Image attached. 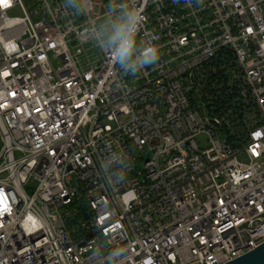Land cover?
<instances>
[{
  "label": "built area",
  "instance_id": "2783aa9c",
  "mask_svg": "<svg viewBox=\"0 0 264 264\" xmlns=\"http://www.w3.org/2000/svg\"><path fill=\"white\" fill-rule=\"evenodd\" d=\"M122 11L161 51L137 76L101 43ZM0 140V264H226L256 249L264 0L0 3Z\"/></svg>",
  "mask_w": 264,
  "mask_h": 264
},
{
  "label": "clouds",
  "instance_id": "9594fccd",
  "mask_svg": "<svg viewBox=\"0 0 264 264\" xmlns=\"http://www.w3.org/2000/svg\"><path fill=\"white\" fill-rule=\"evenodd\" d=\"M140 11H143V5ZM139 22L138 12L122 11L115 19H108L100 31L101 43L111 50V60L120 64L126 74L133 76L155 64L161 55L160 47L155 42L144 48L138 45Z\"/></svg>",
  "mask_w": 264,
  "mask_h": 264
},
{
  "label": "water",
  "instance_id": "95a60500",
  "mask_svg": "<svg viewBox=\"0 0 264 264\" xmlns=\"http://www.w3.org/2000/svg\"><path fill=\"white\" fill-rule=\"evenodd\" d=\"M226 264H264V243Z\"/></svg>",
  "mask_w": 264,
  "mask_h": 264
},
{
  "label": "rangeland",
  "instance_id": "374dc122",
  "mask_svg": "<svg viewBox=\"0 0 264 264\" xmlns=\"http://www.w3.org/2000/svg\"><path fill=\"white\" fill-rule=\"evenodd\" d=\"M14 13L15 14H17V15H20V12H18V10H16V11H14ZM128 118H125V120H127ZM1 147H2V142H1V140H0V150H1ZM143 154V156L145 155L144 153H142ZM134 155L135 156H141V153L140 152H138V151H134ZM145 158V157H144ZM139 165L140 166H142L143 165V160H140L139 161Z\"/></svg>",
  "mask_w": 264,
  "mask_h": 264
},
{
  "label": "trees",
  "instance_id": "16d2710c",
  "mask_svg": "<svg viewBox=\"0 0 264 264\" xmlns=\"http://www.w3.org/2000/svg\"><path fill=\"white\" fill-rule=\"evenodd\" d=\"M231 63H232V65H230V66H233V65H235V61L233 62V58H232V61H230ZM217 64H216V66H217V68H221L222 67V64H223V61H221V60H219L218 62H216ZM229 64V63H228ZM223 70H226V67L223 69ZM223 70H220L219 72H220V74L222 75V73H223ZM224 76V75H223ZM212 92V91H211ZM216 94L214 93L213 94V96H215Z\"/></svg>",
  "mask_w": 264,
  "mask_h": 264
},
{
  "label": "snow or ice",
  "instance_id": "6c2138e0",
  "mask_svg": "<svg viewBox=\"0 0 264 264\" xmlns=\"http://www.w3.org/2000/svg\"><path fill=\"white\" fill-rule=\"evenodd\" d=\"M0 3L7 4V0H0ZM3 199L0 198V203H3Z\"/></svg>",
  "mask_w": 264,
  "mask_h": 264
}]
</instances>
